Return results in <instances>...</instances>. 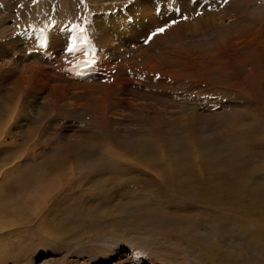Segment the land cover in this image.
Returning <instances> with one entry per match:
<instances>
[{"label": "rangeland", "instance_id": "obj_1", "mask_svg": "<svg viewBox=\"0 0 264 264\" xmlns=\"http://www.w3.org/2000/svg\"><path fill=\"white\" fill-rule=\"evenodd\" d=\"M137 1L154 25L135 42L166 31L103 77L129 84L127 103L24 99L6 125L0 264H264V0H0V44L59 28L67 55L89 42L92 59L95 17L123 11L132 33L149 20ZM19 48L27 64L34 48ZM12 94L0 85V113Z\"/></svg>", "mask_w": 264, "mask_h": 264}, {"label": "bare ground", "instance_id": "obj_2", "mask_svg": "<svg viewBox=\"0 0 264 264\" xmlns=\"http://www.w3.org/2000/svg\"><path fill=\"white\" fill-rule=\"evenodd\" d=\"M139 5L141 6V12H144L148 7L146 1H137L133 3L128 10H134ZM121 14H123V11H119L114 15H102L95 17L92 28L93 33H95V40L97 45L95 46V57H93L92 59H89L88 56V54L90 55L93 51L92 46L88 44L89 42L85 45L83 44V42H81V51L74 53L72 51H67L68 53H70L69 55H67L64 49L66 46L67 35L69 34L67 33L66 35V31L63 32L59 28L48 31H27L15 38H8L4 42H2V44H0V85L4 88L9 87L10 89H13L14 95L12 94V98H10V100L12 102L15 101L14 109L7 108L5 109V112L0 113V147L3 145L4 139L9 132V126L6 125L11 124L13 120L15 121L19 104L22 103L24 99L28 100L29 104H31L32 106L39 103H45V105L48 104L49 106L54 108L53 111H57V109L60 110L63 107H70L72 109H75L79 106L84 107L90 105L93 106L95 110L106 112L109 108L107 104L108 102L105 103L106 101L104 102L102 98L105 97L104 95L107 96V94H111V96L114 97V105L116 104L118 106H123V103H127L128 97L126 95L127 91L130 89L129 84L120 81L119 78H116L115 80L113 79L112 82L110 81L111 79L109 81H102V79L105 75H109V67L111 65L117 64V62L120 61V57L122 54L126 56L131 54L134 55L135 51L138 50V54L135 55L138 58L137 61H140L142 60L143 56H146V54L150 52L151 49H153L158 39L155 36H152L150 37L151 39L147 44H142L139 42L136 43L135 41L139 40L141 37L145 38L147 36V32H143L144 29H147V27L149 29L150 26L153 27L154 22L152 23V17L148 16L144 12V16L149 19L147 20L148 24L143 25L139 22H135L133 23L135 25L131 26L132 33L127 30L126 34L119 23V16H121ZM71 35L75 37V34L73 32L71 33ZM79 40L81 41V39ZM20 45L27 46V48L31 49L34 48V50L29 53V59L31 60L27 64H25L26 60L25 63L21 61L22 54L16 53L17 50L19 52L21 49H15V47L17 48ZM122 46L125 47V52L120 51ZM48 53L51 57L54 56L55 58L49 59L46 57L45 59L44 57L47 56ZM73 54H77L78 59H72ZM86 55L88 57H86ZM128 60L129 57L128 59L126 58L125 61ZM129 62L132 63V61ZM129 62L128 64H130ZM52 63L58 64L57 67L55 68L53 66H50V64ZM75 63L76 67H73ZM110 68L112 69V67ZM73 72L74 75L72 74ZM113 75L109 76L112 77ZM9 85H11V87ZM89 86L104 87L100 90L102 93L101 98L97 96L96 101L93 103H89L90 101L88 100H86V102L84 103L72 101V98H79L81 97V95L85 94ZM93 88L95 89V87ZM106 88L108 89V91ZM12 105L14 106V103ZM9 106H11V104H9ZM15 142L16 140L12 143ZM36 144L37 142L35 140L33 146ZM5 145L6 144H4L3 146ZM18 156L20 155L18 154ZM10 158L15 159L14 156ZM139 262L140 261L138 260V262L136 263L139 264ZM182 262L184 263V261ZM148 263L158 264L153 261H148Z\"/></svg>", "mask_w": 264, "mask_h": 264}, {"label": "snow or ice", "instance_id": "obj_3", "mask_svg": "<svg viewBox=\"0 0 264 264\" xmlns=\"http://www.w3.org/2000/svg\"><path fill=\"white\" fill-rule=\"evenodd\" d=\"M224 3L225 4H227L228 3V0H224ZM185 19H187V17H185ZM176 22L175 21H173V24H175ZM164 31H166V28H159V29H157V32H154V33H152V35L153 36H155L157 33H163ZM69 51H73L74 50V48H69L68 49Z\"/></svg>", "mask_w": 264, "mask_h": 264}]
</instances>
